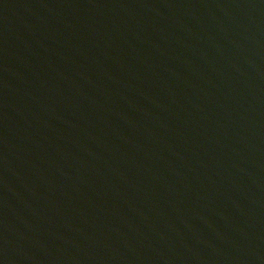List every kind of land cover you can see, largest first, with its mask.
<instances>
[{"label": "water", "instance_id": "1", "mask_svg": "<svg viewBox=\"0 0 264 264\" xmlns=\"http://www.w3.org/2000/svg\"><path fill=\"white\" fill-rule=\"evenodd\" d=\"M0 264H264V0H0Z\"/></svg>", "mask_w": 264, "mask_h": 264}]
</instances>
